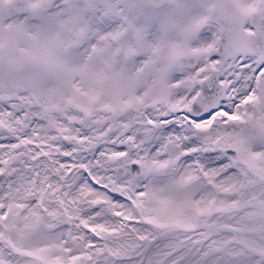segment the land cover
<instances>
[{"label": "snow or ice", "instance_id": "1", "mask_svg": "<svg viewBox=\"0 0 264 264\" xmlns=\"http://www.w3.org/2000/svg\"><path fill=\"white\" fill-rule=\"evenodd\" d=\"M0 264H264V0H0Z\"/></svg>", "mask_w": 264, "mask_h": 264}]
</instances>
